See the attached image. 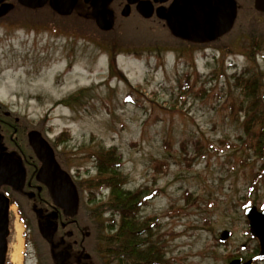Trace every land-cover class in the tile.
<instances>
[{
    "label": "rangeland",
    "instance_id": "1",
    "mask_svg": "<svg viewBox=\"0 0 264 264\" xmlns=\"http://www.w3.org/2000/svg\"><path fill=\"white\" fill-rule=\"evenodd\" d=\"M252 18L220 44L191 53L168 52L173 46L158 41L164 31L131 21L110 31L12 26L11 42L0 40V96L46 129L87 208L111 198L108 187L90 198L85 182L99 176L95 155L112 148L122 156L124 188L156 192L139 212L151 218L142 247H158L156 264H230L258 243L246 210L264 208V151L246 133L248 102L234 78L247 68L264 84V25ZM86 214L75 217L82 243L73 249L75 263L126 264L110 263L106 242L96 241L109 235L111 215L94 221ZM18 226L13 216L12 258ZM224 231L230 236L221 241ZM19 258L14 264H36L22 239Z\"/></svg>",
    "mask_w": 264,
    "mask_h": 264
},
{
    "label": "flooded vegetation",
    "instance_id": "2",
    "mask_svg": "<svg viewBox=\"0 0 264 264\" xmlns=\"http://www.w3.org/2000/svg\"><path fill=\"white\" fill-rule=\"evenodd\" d=\"M177 1L0 0V40L11 42L9 30L12 26H23L34 30L59 24L71 27H94L100 31H108L101 28L100 23L104 24L109 21V17H112L113 25L110 30L130 21L134 22L135 26L147 25L154 31H162V34L164 31L166 37L158 41L173 46L168 52H176L181 48L180 50L191 53L193 50L210 48L208 46L220 43L236 26L240 25L239 27L243 29L251 26L252 15L264 25V9L257 8V0H231L235 2L237 16L229 31L211 39L189 37L172 28V11ZM184 2L185 12L181 15L184 19L183 23L190 17L187 7L192 3L200 4L202 0H184ZM207 2L210 3V0ZM259 6L264 8V3ZM33 133H39L47 140L55 151V157L61 167L70 173L66 167L68 162L61 157L60 150L52 142L46 129L30 122L0 96V196L6 198L9 204L8 232L4 238L2 264L15 263L11 257V248L15 241L12 234L13 216L19 221L21 228L23 225L21 239L26 258H35L36 264H43L45 257L49 258L48 264H76L77 261L72 258L73 249L79 248L82 244L76 237V233L79 234L78 229L74 228L76 216L66 215L64 210L55 204L47 186L38 180L42 161L31 141ZM72 174V178L75 179ZM251 236L253 239L256 238L252 234ZM256 240L258 243L251 256L247 259L234 258L231 261H237L238 264L264 263V255H260L261 244L257 238ZM62 255H66L64 259ZM85 255L83 258L89 260L90 256L85 258Z\"/></svg>",
    "mask_w": 264,
    "mask_h": 264
},
{
    "label": "trees",
    "instance_id": "3",
    "mask_svg": "<svg viewBox=\"0 0 264 264\" xmlns=\"http://www.w3.org/2000/svg\"><path fill=\"white\" fill-rule=\"evenodd\" d=\"M261 77L259 73L248 74L247 68L234 75L235 86L240 88L245 97L244 101L248 102L244 108L247 116L245 120L246 133L250 137L253 148L259 151L260 154L264 151V84ZM244 101H242V104ZM95 157L99 176L85 182L87 183L86 188L89 189V197L95 199L97 191L108 187L111 189V198L107 202H101L88 208L85 206L87 204L84 205V202L80 200L79 211H84L85 214L87 213L88 218H92L94 221L96 217H102L106 213L111 215V219H107L105 222V225L108 223L107 228L110 230L107 237L99 233L97 235V232H95L96 224H93L92 231H94V235H97L96 241L99 238L106 242L107 248L105 251L108 254L110 263L114 259L122 260L126 264L160 263L162 255L159 254V249L153 242L142 247L146 244L148 234L151 233V218L141 220L139 216L140 207L151 199L156 192L148 190V188L144 191H131L124 188L126 179L120 173L122 156L117 155L114 148L105 152L102 151L99 157L97 155ZM80 195H82L81 191ZM115 216H120L116 227ZM102 225H104V222H102ZM140 235H145V238L142 240ZM139 246H141V249H139ZM100 253H103L102 250L97 252V254ZM101 255L99 257H102ZM134 257L138 258V263Z\"/></svg>",
    "mask_w": 264,
    "mask_h": 264
},
{
    "label": "water",
    "instance_id": "4",
    "mask_svg": "<svg viewBox=\"0 0 264 264\" xmlns=\"http://www.w3.org/2000/svg\"><path fill=\"white\" fill-rule=\"evenodd\" d=\"M261 3H264V0L256 1L258 9H264L259 6ZM185 6L184 0L176 2L172 11L171 25L174 30L184 33L189 37L201 39L218 37L232 28L237 16L234 1L210 0V3H208L207 0H202L200 4L192 3L190 7H187V13L190 17L187 19V22L183 23L184 19L181 18V15L185 12ZM108 20L104 24L100 23L101 28L105 30L112 28L113 18L109 17ZM33 135L31 140L33 147L42 161L38 180L47 186L55 204L62 208L66 215H77L80 206V194L76 183L71 174L61 167L55 157V151L47 140L39 133H33ZM22 175L23 173L21 177ZM8 205L7 199L0 196V264L3 262L4 238L8 232ZM246 215L252 235L261 244L260 255H264V211L260 212L256 207H250L247 209ZM229 236L230 232L224 231L220 240L225 241ZM65 256L62 255V259ZM84 257L88 258L89 255L86 254ZM231 264H238V262L232 261ZM246 264H250V262Z\"/></svg>",
    "mask_w": 264,
    "mask_h": 264
},
{
    "label": "bare ground",
    "instance_id": "5",
    "mask_svg": "<svg viewBox=\"0 0 264 264\" xmlns=\"http://www.w3.org/2000/svg\"><path fill=\"white\" fill-rule=\"evenodd\" d=\"M18 241H19V243H17L16 244V246L14 247V249H15V252H14V254H13V261L14 262H16V261H19L20 260V249H21V226L19 225L18 226Z\"/></svg>",
    "mask_w": 264,
    "mask_h": 264
}]
</instances>
